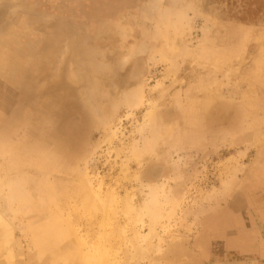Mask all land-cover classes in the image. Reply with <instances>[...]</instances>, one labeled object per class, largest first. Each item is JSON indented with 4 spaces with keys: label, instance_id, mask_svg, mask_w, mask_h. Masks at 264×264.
<instances>
[{
    "label": "rangeland",
    "instance_id": "rangeland-1",
    "mask_svg": "<svg viewBox=\"0 0 264 264\" xmlns=\"http://www.w3.org/2000/svg\"><path fill=\"white\" fill-rule=\"evenodd\" d=\"M149 109L155 125L138 133ZM9 185L0 264L246 260L264 236V0H0V192ZM149 188L151 260L133 255L148 217L122 209Z\"/></svg>",
    "mask_w": 264,
    "mask_h": 264
},
{
    "label": "bare ground",
    "instance_id": "bare-ground-1",
    "mask_svg": "<svg viewBox=\"0 0 264 264\" xmlns=\"http://www.w3.org/2000/svg\"><path fill=\"white\" fill-rule=\"evenodd\" d=\"M157 1H161V0H157ZM132 50V49H131ZM143 50V49H142ZM131 55V54H130ZM130 57V56H129ZM125 58V57H123ZM127 58V56H126ZM125 58V59H126ZM125 59L123 61H121L119 59V61H121L122 63L120 64L121 66H124L123 64L125 63ZM128 62V61H127ZM119 64V62H118ZM18 65V64H17ZM19 66V65H18ZM120 66V67H121ZM17 70V69H16ZM83 90V89H82ZM142 90V89H141ZM140 91V90H139ZM141 94H142V91H140ZM139 92V93H140ZM137 95V94H136ZM141 97V96H140ZM127 102L129 103V105L131 107H137L140 105V98L139 96H132V95H127ZM155 105V104H154ZM151 106V105H150ZM157 105H155L156 107ZM130 107V108H131ZM203 108V107H202ZM155 110V109H154ZM157 111V110H156ZM113 112V111H112ZM173 112V111H172ZM104 113V112H103ZM155 111H153V109H149L145 112L144 114V119H143V124L139 126L138 128V133H143V131L145 130L146 126H154L155 122ZM173 114V113H172ZM110 118V117H109ZM148 128V127H147ZM159 128V127H158ZM116 130V129H115ZM115 130H112V135H115L116 132ZM164 134V133H163ZM166 134V133H165ZM169 134V133H168ZM161 135V134H160ZM160 135H157L158 137ZM113 137V136H112ZM162 137V136H160ZM137 141V140H136ZM151 141V140H150ZM138 142V141H137ZM144 143V142H143ZM147 144V145H146ZM145 144V148L147 150V148H150L151 145H149V142L147 141V143ZM144 146V145H143ZM143 148V149H145ZM152 149V148H151ZM145 151V150H144ZM131 152L133 153V156L135 155V158L139 156L140 152H143V150L141 151L140 148H138V144H134L132 149H131ZM152 152V151H151ZM135 161V160H134ZM155 167V166H154ZM155 170V169H154ZM158 172V171H157ZM152 175V174H151ZM157 177V176H156ZM229 187V186H228ZM19 186L18 185H9L8 186V191L4 194V193H1L0 192V225L5 229V233L9 236L12 234L13 232V224L11 222L12 218L10 217V207H9V202L15 200L16 198V195L18 194V191H19ZM85 189V188H84ZM149 192L146 193V197L143 199L142 201V204L141 206L137 207V206H133V204H131V202L129 201L130 198L127 197V199L124 200L123 202V207L122 209H124L127 213H129L132 218L138 222H141L142 218L144 216H147L148 219H149V225H148V231L142 235V239L144 241V244L145 246H139L137 248L134 249V257L138 258V259H143L144 257H148L149 255V245L152 243V240L154 238L157 237L158 241L161 240L159 234L157 233L156 231V224H157V220L160 218V212H159V208H158V204H157V201H156V196L155 193L156 191H154L153 189L149 188ZM228 189V188H227ZM86 190V189H85ZM84 191V190H83ZM84 194H87V193H84ZM113 197V196H111ZM131 197V196H130ZM106 199V198H105ZM104 199V200H105ZM109 199V197L107 198ZM106 199V200H107ZM114 199V198H112ZM91 204L93 205V209L96 210V207L98 206V203L100 201H102L100 198H99V195L97 196L96 194L92 195L91 193ZM111 201V199H110ZM109 202V201H107ZM111 203V202H110ZM115 203V202H114ZM21 204V202H20ZM84 204V203H83ZM103 204H106V203H103ZM102 204V206H103ZM113 204V203H112ZM100 206V205H99ZM102 206L100 207L101 210H102ZM104 207V206H103ZM108 208V207H107ZM115 208V207H114ZM120 208V209H121ZM257 208V207H256ZM105 209V208H104ZM103 209V210H104ZM121 209V210H122ZM98 210V208H97ZM123 210V211H124ZM124 211V212H125ZM21 222V221H20ZM143 223V222H141ZM23 226V225H22ZM20 226V227H22ZM19 227V228H20ZM24 227V226H23ZM100 238V237H99ZM143 244V245H144ZM157 248L155 249V252L154 253V260L155 261H160L163 257H164V253H163V250L159 247V246H156ZM256 251V250H255ZM253 252V251H252ZM237 253V252H236ZM248 256V255H247ZM4 258L2 259H6L7 261H13L14 260V255H13V252H12V249L11 248H7L5 250V256H3ZM150 258L151 260V257H148ZM153 260V261H154ZM113 264V263H111ZM114 264H116L114 262Z\"/></svg>",
    "mask_w": 264,
    "mask_h": 264
},
{
    "label": "crops",
    "instance_id": "crops-1",
    "mask_svg": "<svg viewBox=\"0 0 264 264\" xmlns=\"http://www.w3.org/2000/svg\"><path fill=\"white\" fill-rule=\"evenodd\" d=\"M263 244L257 247L256 252H250L246 260L239 262V264H264V236L261 237ZM238 264V263H237Z\"/></svg>",
    "mask_w": 264,
    "mask_h": 264
}]
</instances>
